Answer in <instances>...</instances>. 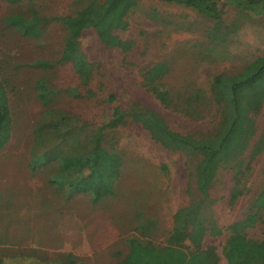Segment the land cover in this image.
<instances>
[{"label":"rangeland","instance_id":"obj_1","mask_svg":"<svg viewBox=\"0 0 264 264\" xmlns=\"http://www.w3.org/2000/svg\"><path fill=\"white\" fill-rule=\"evenodd\" d=\"M92 1L0 0V83L10 115L9 140L0 150V264H138L142 259L129 255L130 241L155 258L163 256L176 212L192 203L200 206L195 211L206 229L198 247L212 249L216 264H228L223 250L230 226L241 223L246 239L264 241V208L254 204L264 190V150L254 157L249 152L264 135V101L249 144L236 161L218 169L208 197L197 192L192 176L199 156L161 145L136 122L104 126L116 108L138 104L158 114L171 131L194 139L215 135L221 110L210 95L211 82L216 76H239L264 58V12L256 15L232 0H216L220 18L214 20L175 3L137 0L124 18L125 30L115 31L130 42L128 51L105 46L92 28L82 31L78 47L92 69L81 84L72 65L60 60L67 32L57 19ZM33 11L46 20L35 38L33 19L29 36L3 22ZM39 60L50 67L32 66ZM157 65L164 69L155 77L151 70ZM39 80L51 92L46 107L38 99ZM152 86L169 93V105L156 98ZM67 89L77 90V97ZM197 91L203 94L197 97ZM48 109L68 113L61 123L67 139L52 126L62 120L46 118ZM97 135L120 159L112 194L93 202L88 194L51 185L57 162L46 163V156L52 159L72 147L81 151ZM42 138L46 143L40 145ZM32 161L42 164L33 170ZM107 166L100 192L113 177L112 164ZM174 247L195 249L189 237Z\"/></svg>","mask_w":264,"mask_h":264},{"label":"trees","instance_id":"obj_2","mask_svg":"<svg viewBox=\"0 0 264 264\" xmlns=\"http://www.w3.org/2000/svg\"><path fill=\"white\" fill-rule=\"evenodd\" d=\"M8 1L19 2L20 0ZM160 1L194 9L200 15L210 19L218 20L220 18L216 0ZM136 2L137 0H104L99 3L93 0L73 15L57 19L67 32L60 60L72 65L81 84L87 83L92 69L78 47V38L82 31L92 28L105 46L120 48L124 52L128 51L131 48L130 42L121 40L115 31L125 30L124 18L136 6ZM232 4L256 15L264 12V0H232ZM15 19L23 24L22 28L17 26L18 21H14ZM30 19H33L37 26V31L31 34L35 38L46 23V20L42 19L37 12L33 11L30 17L11 14L4 17L3 22L7 28L13 29L23 36H29L30 33L26 29ZM32 66L45 70L50 67V64L39 60ZM163 69V66L157 65L151 72L156 77L163 73ZM36 86L38 99L44 107L48 106L51 92L46 88L45 81L39 80ZM150 90L160 102L168 104L169 93L167 91H161L154 86L150 87ZM65 92L70 96L77 97V90L67 89ZM202 94L201 91L196 92L197 97ZM210 95L217 108L221 110L219 130L210 138L194 139L191 136L171 131L158 114L138 104L130 105L126 111L116 108L113 112V119L104 128L115 129L127 121L136 122L147 129L151 137L161 145L199 156L200 160L196 164L192 176L197 192L203 197H208L211 183L218 169L231 161H236V158L249 144V139L255 131L254 117L264 101V58L259 62L256 61L239 76H216L210 85ZM44 112H46V118L57 115L62 120V122L56 120L52 125L54 130L60 131L61 123L66 121L68 113L53 109ZM9 117L5 91L0 83V150L9 140ZM42 117L45 118V116ZM47 121L48 119H46V124ZM61 131L67 139L65 130ZM44 142L46 143V139L42 138L38 144L43 145ZM263 147L264 135L257 140L254 150L250 148V155L252 157L258 155L264 150ZM83 148L85 149L81 151L76 147L69 148L67 151L61 150L52 159L50 156H46V163L57 162L56 171L49 178V182L60 189H67L65 190L67 192L88 194L93 202H97L112 194L113 185L119 175L120 159L100 145L98 135ZM40 163L42 164V162L32 161V169L36 170L41 165ZM107 164H112L111 175L113 177L107 190L100 192L99 189L104 184L103 175L107 176L106 172L110 169L108 166L104 167ZM95 175L96 179L91 180ZM254 204L258 209L264 208V190L258 195ZM199 207L192 203V206L176 212L174 229L168 241L169 246L164 247L161 252L163 256L156 258L154 255L151 256L145 246L136 240L130 241L131 252L129 255H137L141 258L142 261L138 264H216V261H212L214 257L212 249L202 250L198 247L206 231L202 220L197 217L198 212L195 211ZM251 222V218H248L247 224ZM240 228H243L241 223L228 228L230 234L223 250L228 264H264V241L246 239L241 234ZM186 237L190 238L195 247L193 252L187 253L174 247ZM67 264L76 263L70 261Z\"/></svg>","mask_w":264,"mask_h":264},{"label":"crops","instance_id":"obj_3","mask_svg":"<svg viewBox=\"0 0 264 264\" xmlns=\"http://www.w3.org/2000/svg\"><path fill=\"white\" fill-rule=\"evenodd\" d=\"M50 177H51V176H50ZM50 177H49V178H50ZM48 182H49V179H48Z\"/></svg>","mask_w":264,"mask_h":264}]
</instances>
